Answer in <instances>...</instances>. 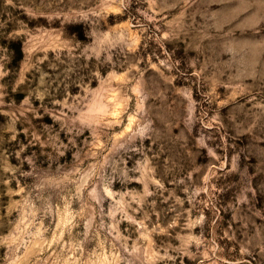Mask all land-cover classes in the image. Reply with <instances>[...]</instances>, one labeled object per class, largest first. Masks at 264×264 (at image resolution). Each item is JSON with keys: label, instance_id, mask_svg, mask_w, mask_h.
<instances>
[{"label": "rangeland", "instance_id": "obj_1", "mask_svg": "<svg viewBox=\"0 0 264 264\" xmlns=\"http://www.w3.org/2000/svg\"><path fill=\"white\" fill-rule=\"evenodd\" d=\"M0 264H264V0H0Z\"/></svg>", "mask_w": 264, "mask_h": 264}]
</instances>
